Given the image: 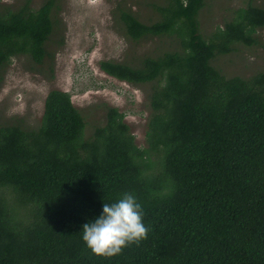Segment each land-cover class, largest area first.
Segmentation results:
<instances>
[{
	"label": "trees",
	"instance_id": "obj_1",
	"mask_svg": "<svg viewBox=\"0 0 264 264\" xmlns=\"http://www.w3.org/2000/svg\"><path fill=\"white\" fill-rule=\"evenodd\" d=\"M164 2L154 23L120 3L113 17L128 40L175 37L176 49L99 64L113 79L149 86L146 147L108 105L86 136L61 90L48 93L38 127L0 126V264H264V72L228 78L211 64L258 44L264 9L237 10L206 40L205 0ZM62 3L0 4V74L19 56L36 65L51 57ZM125 193L143 209L147 238L98 256L82 226Z\"/></svg>",
	"mask_w": 264,
	"mask_h": 264
},
{
	"label": "rangeland",
	"instance_id": "obj_2",
	"mask_svg": "<svg viewBox=\"0 0 264 264\" xmlns=\"http://www.w3.org/2000/svg\"><path fill=\"white\" fill-rule=\"evenodd\" d=\"M29 1L38 9L44 0H0L18 9ZM129 8L145 24L160 20L156 7L164 0H63L60 24L50 43L51 57L36 65L27 56L14 58L0 74V126L18 124L25 128L40 125L45 100L52 90L71 95L74 106L86 122V136L105 122L104 106L124 113L125 122L138 147H146V128L150 114L146 100L149 86L132 87L104 74L101 61L136 65L145 56L176 49L175 37L133 42L115 22L118 4ZM264 9V0H205L199 15L201 34L206 40L218 28L233 20L235 12L248 6ZM258 44L236 46L226 56H218L212 66L225 77L250 78L264 72V28L256 34Z\"/></svg>",
	"mask_w": 264,
	"mask_h": 264
},
{
	"label": "clouds",
	"instance_id": "obj_3",
	"mask_svg": "<svg viewBox=\"0 0 264 264\" xmlns=\"http://www.w3.org/2000/svg\"><path fill=\"white\" fill-rule=\"evenodd\" d=\"M143 215V209L135 196L125 193L115 203H104L102 214L82 226V238L98 256L118 255L129 244L147 238L148 228L143 223Z\"/></svg>",
	"mask_w": 264,
	"mask_h": 264
}]
</instances>
